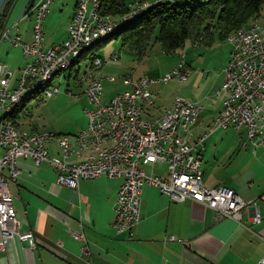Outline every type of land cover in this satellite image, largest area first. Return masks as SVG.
Here are the masks:
<instances>
[{
	"label": "built area",
	"instance_id": "1",
	"mask_svg": "<svg viewBox=\"0 0 264 264\" xmlns=\"http://www.w3.org/2000/svg\"><path fill=\"white\" fill-rule=\"evenodd\" d=\"M54 2L35 0L31 10H25L24 16L12 26L9 19L13 11L7 17L0 40L20 47L27 63L21 69L14 87L11 85L12 73L5 64L0 63V110L33 81L45 77V73L55 66H62V62L74 51L91 41V35L150 4L137 2L130 7L127 15L113 18L93 16L91 0H79L67 39L60 46L46 48L44 23ZM29 17L32 19L31 41L24 42L19 36L11 37L10 31L17 29L18 23ZM83 22H90V30H83ZM263 25L245 28L234 42H230V59L224 68V81L216 93L221 99V110L215 117V123L210 126L211 132L231 129L239 134L244 133L246 141L241 143L243 149L248 144L254 149L264 145ZM118 59L116 55L108 59L98 58L95 66H88L86 60L78 72L67 77L62 74L68 82L75 79L77 85L84 89L87 107L82 112L88 119V125L77 135L36 131L18 125L14 120L0 127V253L13 239L27 242L31 249L36 246L33 233L20 231L14 196L8 187L10 181L18 178L19 157L29 158L37 166L46 163L55 170L57 185L73 190L78 189L81 180L101 176L121 179L113 223L118 234L131 232L139 223L144 185L157 187L173 203L190 200L201 204L214 212L216 221L232 220L242 224L243 212L250 209V221L255 225L261 222L259 207L254 201L243 200L233 189L224 185L213 188L205 186L201 149L208 135L194 142L190 136L191 128L203 109L199 103L178 96L175 97L176 105L167 108V114L152 115L157 98L155 86L189 81L192 70L185 56L173 69L158 78L119 77L128 90L114 95L110 100H103L100 70ZM60 85L38 101L55 97L59 94ZM134 101L146 102V110L135 109ZM136 114H144V122H137ZM15 129L25 130L27 140L13 138ZM49 144L58 147L57 157L50 154ZM60 159H70V166H60ZM142 160L165 163L169 169L167 176L147 175L140 167ZM258 264H264V255Z\"/></svg>",
	"mask_w": 264,
	"mask_h": 264
},
{
	"label": "crops",
	"instance_id": "2",
	"mask_svg": "<svg viewBox=\"0 0 264 264\" xmlns=\"http://www.w3.org/2000/svg\"><path fill=\"white\" fill-rule=\"evenodd\" d=\"M27 3L28 0H25L19 13ZM77 3L78 0H55L51 5L44 25L47 24L49 16L55 14L58 19L57 28L60 26L62 29L64 24L66 33L63 39L52 42V45L44 43L46 48L60 46L67 39ZM68 14L70 15L67 19ZM19 23L17 29H12L9 35L13 38L19 36L24 42H30L32 24L29 23L30 26L21 33ZM216 40L214 37L209 45L203 43L210 46L205 52L214 48L222 49V62L203 67L206 54L199 53L193 61L186 56V63L192 69L189 81L172 92L161 88L162 85L155 86L156 106H162L155 115L171 106L174 98L178 96L203 107L197 122L191 128L190 136L194 142L199 137L208 135L201 149L205 186L213 188L224 185L233 189L243 200L254 201L259 207L261 222L255 225L250 221V209L243 212L242 224L232 220L216 221L214 212L203 205L190 200L173 203L157 187L144 185L139 223L131 232L118 234L113 223L121 179L101 176L92 180H81L78 189L73 190L57 185V174L46 163L37 166L31 159L19 157L18 178L14 182L10 181L8 187L14 196L13 203L20 222V231L33 233L36 246L31 249L27 242L11 240L5 251L0 253V264L259 263L264 255V165L255 170L247 166L246 153L240 155L248 148H253L249 144L244 149L241 148V142L246 141L244 133H238L236 142L228 145V150H223L222 153L215 148L208 150V144L205 145L212 140L214 132L218 131L211 132L210 125L221 110V99L216 93L224 81V68L231 52V46L226 40L225 44L221 43L223 45H218ZM158 46L160 47L156 45L154 48ZM17 50L20 60L16 55ZM0 52V63L5 64L12 73V85L14 73L21 71L27 61L20 47H13L5 40H0ZM149 53L150 51L148 56ZM5 56L8 57L7 62L1 61ZM178 62L162 73L157 72L147 77L158 78L173 69ZM99 77L102 78V72ZM102 79L104 81L105 78ZM110 81L121 83L127 88L119 78ZM31 129L36 130L34 127ZM47 147L51 155H59L55 144ZM258 149H254V152ZM141 162L140 167L149 176L166 177L168 174V166L163 162Z\"/></svg>",
	"mask_w": 264,
	"mask_h": 264
},
{
	"label": "rangeland",
	"instance_id": "3",
	"mask_svg": "<svg viewBox=\"0 0 264 264\" xmlns=\"http://www.w3.org/2000/svg\"><path fill=\"white\" fill-rule=\"evenodd\" d=\"M176 1L180 4H185V3H190L194 0H176ZM24 2L25 0L16 1L13 8V12L9 19L10 26L13 25V23L17 18L21 19L24 16L26 6H24L19 13V10L24 4ZM135 3H137V1H135L132 5H134ZM262 14L263 16L261 20L251 22L247 24V26H252L255 23L263 24L264 10ZM69 15L70 14L67 15V19ZM26 19L27 20H23L22 22L19 23V29L21 30V33H23L24 30L30 26L29 23L32 24V19L30 17ZM57 20H58L57 15L52 14L51 16H49L47 20V24L44 25V33L46 39L45 43L47 45H52L53 44L52 42H57L58 40L63 39L65 36L66 27L64 24H62L63 25L62 29H60V26H58L57 28ZM3 28L5 27L3 26ZM234 32L235 31L230 33L227 38H229L230 35L233 34ZM214 37L217 38L216 32L214 33L211 39H209L207 37V33L204 32L203 34H201L199 38L200 40H198L199 42L196 41L192 43L190 42L189 43L191 45V46L189 45L190 47L188 46L184 50H179L172 53H165L163 50H161V47L158 46L154 48L155 47L154 46L153 47L154 49L152 48L153 50L150 49L149 56L147 55L146 56L147 58L145 59L143 58L142 60H139L134 53L124 50L121 47L120 42H116V41L111 42L105 49L103 48L100 51H97L96 55L94 56L102 59H108L112 55H116L119 57L116 63L110 65H104L100 70V72H102V78H105L103 81V95H102L103 100H110L114 95L128 90L121 83L115 81L111 82L110 79L114 78L116 80L119 77H121V79H127L129 75L135 78H139V76L143 77L144 75L152 76L154 75V73L157 72L162 73L164 70L171 68V66L175 62L180 61L181 55L183 53L184 54L186 53L185 57L187 56L188 60L190 61L195 60V58L199 55V53L206 54V58H204V62H203V67H209L211 65H215L216 63L222 62L221 61L222 51H223L222 49L216 50L214 48V50L210 52L207 53L205 52V50L210 46H205L204 44L209 45L212 42V39H214ZM227 38L226 41L228 42ZM216 41L218 45H223L221 43L225 44V40L217 39ZM198 45L199 47H197ZM16 55L18 57V60H20L19 50H17ZM4 58L5 59H1V61L7 62L8 57L5 56ZM68 73L69 72H66L65 74L66 77ZM20 74L21 71H18V73L17 72L14 73V77H13L14 83L12 84L13 87L16 86L17 83L16 81L20 78ZM59 83L61 84L60 91L59 94H57L55 97L51 99L46 98L41 102H37L36 100H30L26 102L27 104L25 103V108L23 109L22 112V115H24L25 113L26 116L28 115L25 127L29 129L34 127L38 131L39 130L48 131L52 133H59V134L61 133L72 136L78 134L82 129H84L88 125V119L82 112L85 106L87 107L86 99L83 93L84 92L83 87H79L75 79H71L70 82H68V80L64 79L63 76L61 77V75L54 77V79L51 81V84L55 86L58 85ZM181 84L182 83L171 82L169 84H165V86L162 85L161 88L167 89L166 90L167 92H172L178 90ZM67 91H70L71 93ZM175 99L176 98H174V100ZM165 104H167V102H165ZM160 105L161 104H158L156 108H152V115H155L157 113V110H159L162 107ZM165 110L161 114H163ZM2 116H3V112H0V117ZM238 135L239 134L234 132L233 130H218L214 132V135L212 136V140L210 142H206L205 145L207 146L208 144L209 146L208 150L212 151L215 148V150H219L222 153L223 150L225 151L227 149L228 145H232L236 142V140L238 139ZM243 153H246L245 157H247L246 158L247 166L251 168H255L256 170L257 168L259 169L260 165H264V146L258 149L256 153L254 152L253 148H248V150H246L245 152H241L240 155ZM11 185L12 183H10V186Z\"/></svg>",
	"mask_w": 264,
	"mask_h": 264
},
{
	"label": "trees",
	"instance_id": "4",
	"mask_svg": "<svg viewBox=\"0 0 264 264\" xmlns=\"http://www.w3.org/2000/svg\"><path fill=\"white\" fill-rule=\"evenodd\" d=\"M16 1L7 0L2 8L0 32ZM135 1L150 4L124 17L111 35L93 42L83 50L81 61L68 71H57L55 77H62L66 72H69L68 76L78 72L86 60L91 62L97 58L94 57L97 51L105 49L113 41L120 42L124 50L142 60L156 45H160L165 53L184 50L190 42H199L204 32L209 39L216 32L217 39L226 40L242 25L261 20L264 10V0H194L185 4L176 0H98V13L100 16L122 17L130 12ZM41 96L42 92L37 90L27 97L10 118L18 125L26 126L28 115H22L25 103L30 100L41 102L43 100L38 101Z\"/></svg>",
	"mask_w": 264,
	"mask_h": 264
},
{
	"label": "bare ground",
	"instance_id": "5",
	"mask_svg": "<svg viewBox=\"0 0 264 264\" xmlns=\"http://www.w3.org/2000/svg\"><path fill=\"white\" fill-rule=\"evenodd\" d=\"M91 7L93 8V16H100L98 13V0H91ZM78 3L75 9V12H77ZM119 25V22H115L114 24H111L107 26L105 30H102L99 33L91 35V41L83 44L82 47H79L78 50L74 51L70 57L65 59L62 62V66H55L52 71H49L45 73V77H42V79L33 81L31 85H28L25 89L22 90L20 95H16L13 100L9 101V103L6 105L5 108H2L0 112H3V116L0 117V127L2 124H6L7 122H11L13 119L10 118L11 115H14L15 111L19 108L22 102L25 101L27 97L30 95H33L37 90H40L42 92V95L44 96L46 93L52 91L56 86L51 84V81L54 79L55 74L57 71H68L71 69L77 61H81L80 56L82 55V52L84 49L90 47L93 42L96 40L105 38L109 35H111L117 26ZM259 23H255L252 26H257ZM250 26H247V24L242 25L238 30H236L233 34L230 35L228 39V42H234L235 38L240 36V33L245 28H248ZM83 30H90V22H83ZM263 32H264V25H263ZM185 54L183 53L181 55V59L184 58ZM82 58V57H81ZM180 59V60H181ZM98 58H94L91 62H88V66H95L96 61ZM129 79V77H127ZM176 105V99L172 101L171 106ZM134 108L138 110H146V102L144 101H134ZM154 108V107H153ZM163 114H167V109ZM136 121L137 122H144V114H136ZM215 123V119L212 123V125ZM13 138H20V140H27V132L23 129H15L13 131ZM60 166H70V159H60Z\"/></svg>",
	"mask_w": 264,
	"mask_h": 264
},
{
	"label": "water",
	"instance_id": "6",
	"mask_svg": "<svg viewBox=\"0 0 264 264\" xmlns=\"http://www.w3.org/2000/svg\"><path fill=\"white\" fill-rule=\"evenodd\" d=\"M7 0H0V12L2 10V8L4 7L5 3ZM35 0H30L27 7H26V12H29L31 10V8L33 7Z\"/></svg>",
	"mask_w": 264,
	"mask_h": 264
}]
</instances>
